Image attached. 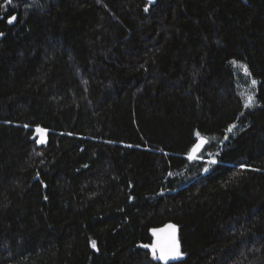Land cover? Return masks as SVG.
<instances>
[{"label": "trees", "instance_id": "trees-1", "mask_svg": "<svg viewBox=\"0 0 264 264\" xmlns=\"http://www.w3.org/2000/svg\"><path fill=\"white\" fill-rule=\"evenodd\" d=\"M145 6L0 0V264H264V0Z\"/></svg>", "mask_w": 264, "mask_h": 264}, {"label": "snow or ice", "instance_id": "snow-or-ice-1", "mask_svg": "<svg viewBox=\"0 0 264 264\" xmlns=\"http://www.w3.org/2000/svg\"><path fill=\"white\" fill-rule=\"evenodd\" d=\"M5 3L8 6L13 5V0H5ZM155 0H146V6L143 8V11L145 13H148L151 6L154 5ZM7 15V23L8 24H14L17 20L16 15L14 14H8ZM0 19H4L3 16H0ZM4 33L0 32V37H2ZM231 63L233 65H238V62L236 60H232ZM243 68V71L245 74L250 75L248 72V68L246 65H238ZM251 84L255 86L257 84V81L255 79L251 80ZM255 104L254 97L249 95L247 97V103L244 105L246 108L252 107ZM5 124H12L13 121L11 120H5ZM23 127L27 128L29 127L27 124L23 125ZM237 128V124L233 123L227 128V132L232 133L234 129ZM36 133L38 134V138L34 137L33 139L35 140V143L37 145H43L47 143V129L42 128V127H37L35 129ZM68 135H72V133H68ZM196 136V142L191 146V148L188 150V155L187 159L189 161H195V160H201L204 161V154H205V145L209 144L210 141L206 139L204 136L201 135L199 131H196L195 133ZM228 136L224 137V140H227ZM131 147V145H129ZM219 153L213 154L212 152H207L206 155L210 157L206 161H204L207 165H215L218 163L217 159L215 158L216 155ZM37 155H43L42 152H38ZM43 162V161H41ZM83 167L87 168L88 165L85 164ZM241 168H247L248 165L242 163L240 165ZM253 171H259V169H251ZM79 171V170H78ZM203 171L207 173L209 171V168L206 166L203 168ZM169 176H172L173 173L169 172ZM37 180L40 178V173L37 171L36 177ZM40 183L42 184L43 187H47L46 184L42 180H40ZM44 200H48V196L45 195ZM131 199H134L132 197ZM152 236L155 237V240L151 244H143L141 247L150 249L151 251V257L156 260V261H163L164 264H168V261L171 260H176L182 258L185 253L181 251V244L180 240L178 238V228L175 224H167L163 228L160 229H152ZM91 247L95 249L96 251H99L97 247V241L92 240L91 241Z\"/></svg>", "mask_w": 264, "mask_h": 264}, {"label": "water", "instance_id": "water-1", "mask_svg": "<svg viewBox=\"0 0 264 264\" xmlns=\"http://www.w3.org/2000/svg\"><path fill=\"white\" fill-rule=\"evenodd\" d=\"M155 1H156V0H155ZM16 17H17V15H16ZM16 21H17V20H16ZM15 23H16V22H15ZM15 23H14V24H15ZM14 24H10V25H14ZM205 138H206V137H205ZM206 139H207V138H206ZM206 146H207V145H205V147H206ZM163 227H164V226H163ZM163 227H161V228H163ZM157 229H160V228H157ZM152 237H153V236H152ZM178 238H179V231H178ZM154 240H155V237H153V242H154ZM148 250L150 251V249H148ZM176 260H177V259H176ZM176 260H171V259H170V260L168 261V264L171 263V262H174V261H176ZM158 262L164 264L163 261H158Z\"/></svg>", "mask_w": 264, "mask_h": 264}]
</instances>
